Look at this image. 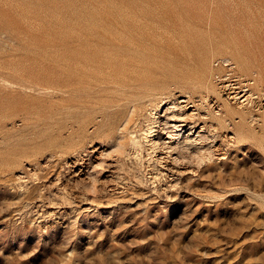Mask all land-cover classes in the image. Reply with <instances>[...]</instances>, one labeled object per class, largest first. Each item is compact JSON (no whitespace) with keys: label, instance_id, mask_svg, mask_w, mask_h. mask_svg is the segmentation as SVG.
Instances as JSON below:
<instances>
[{"label":"rangeland","instance_id":"obj_1","mask_svg":"<svg viewBox=\"0 0 264 264\" xmlns=\"http://www.w3.org/2000/svg\"><path fill=\"white\" fill-rule=\"evenodd\" d=\"M0 264H264V0H0Z\"/></svg>","mask_w":264,"mask_h":264},{"label":"bare ground","instance_id":"obj_2","mask_svg":"<svg viewBox=\"0 0 264 264\" xmlns=\"http://www.w3.org/2000/svg\"><path fill=\"white\" fill-rule=\"evenodd\" d=\"M227 85V84H226ZM236 93V92H235ZM170 111H171V106H168L167 108H166V112L168 113H170ZM175 116V115H174ZM172 122V121H171ZM168 123V122H167ZM174 123V122H173ZM183 125H182V123H180V125H176V127H178L177 129H175V131L176 130H178V131H182L183 129H184V127H182ZM173 127H175L174 126V124H173ZM153 130V129H152ZM174 131V130H173ZM151 133V132H150ZM169 133V132H168ZM148 134V133H147ZM146 135V134H145ZM150 136H152V135H146V137H150ZM133 140H134V142L135 143H137V145H138V143H139V141L137 140V138L135 139V137L133 138ZM151 140V139H150ZM154 143V142H153ZM156 146V145H155Z\"/></svg>","mask_w":264,"mask_h":264}]
</instances>
